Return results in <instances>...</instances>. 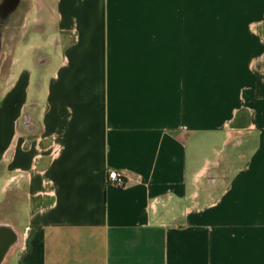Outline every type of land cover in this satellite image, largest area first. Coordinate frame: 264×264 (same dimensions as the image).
Here are the masks:
<instances>
[{
    "label": "crops",
    "instance_id": "0c3cea01",
    "mask_svg": "<svg viewBox=\"0 0 264 264\" xmlns=\"http://www.w3.org/2000/svg\"><path fill=\"white\" fill-rule=\"evenodd\" d=\"M0 45L4 264H264V0H0Z\"/></svg>",
    "mask_w": 264,
    "mask_h": 264
},
{
    "label": "water",
    "instance_id": "95a60500",
    "mask_svg": "<svg viewBox=\"0 0 264 264\" xmlns=\"http://www.w3.org/2000/svg\"><path fill=\"white\" fill-rule=\"evenodd\" d=\"M1 64L0 59V67ZM20 242L21 237L13 224L8 220L0 221V264L5 263Z\"/></svg>",
    "mask_w": 264,
    "mask_h": 264
},
{
    "label": "built area",
    "instance_id": "2783aa9c",
    "mask_svg": "<svg viewBox=\"0 0 264 264\" xmlns=\"http://www.w3.org/2000/svg\"><path fill=\"white\" fill-rule=\"evenodd\" d=\"M107 181L109 184L122 187L126 185L127 178L122 172L116 170H109L107 175Z\"/></svg>",
    "mask_w": 264,
    "mask_h": 264
}]
</instances>
